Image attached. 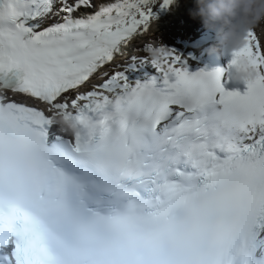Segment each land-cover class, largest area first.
I'll list each match as a JSON object with an SVG mask.
<instances>
[{"label": "snow or ice", "instance_id": "6c2138e0", "mask_svg": "<svg viewBox=\"0 0 264 264\" xmlns=\"http://www.w3.org/2000/svg\"><path fill=\"white\" fill-rule=\"evenodd\" d=\"M155 2L0 0V264H264V41L243 93L175 50L132 80Z\"/></svg>", "mask_w": 264, "mask_h": 264}, {"label": "clouds", "instance_id": "9594fccd", "mask_svg": "<svg viewBox=\"0 0 264 264\" xmlns=\"http://www.w3.org/2000/svg\"><path fill=\"white\" fill-rule=\"evenodd\" d=\"M191 14L199 17L204 26L215 33L214 41L204 51L209 55L227 54L244 48L248 34L264 23V0H196ZM155 19L153 17L154 22ZM173 50L160 41L145 56L149 62L162 63L166 54ZM225 73L232 80L250 81L260 75V70L247 55H241L234 65H228ZM0 92H3L2 88ZM51 119L58 134L73 139L77 136L92 139L108 124V121L93 116L79 123L71 118V114L57 111H52Z\"/></svg>", "mask_w": 264, "mask_h": 264}, {"label": "bare ground", "instance_id": "6f19581e", "mask_svg": "<svg viewBox=\"0 0 264 264\" xmlns=\"http://www.w3.org/2000/svg\"><path fill=\"white\" fill-rule=\"evenodd\" d=\"M195 1L196 0H171V3L165 6L164 0H156L152 5V13L156 19L155 22L152 19L150 30L147 32L148 35L157 32L156 30L161 22L169 20L170 18L176 19L180 15L183 16ZM103 2H113V0H103ZM93 82L95 83L96 81L94 80ZM82 90L86 91L87 88Z\"/></svg>", "mask_w": 264, "mask_h": 264}, {"label": "rangeland", "instance_id": "374dc122", "mask_svg": "<svg viewBox=\"0 0 264 264\" xmlns=\"http://www.w3.org/2000/svg\"><path fill=\"white\" fill-rule=\"evenodd\" d=\"M195 8V7H193ZM187 12H188V9H187ZM190 16H193L190 12ZM182 17L181 16H178V19L172 24V26L166 30L164 32V34L167 33L168 31V36H166V38H170V39H173V36L174 35H182V36H186L189 34V32L192 30L191 27V24H184L183 21H181ZM175 31L177 33H175ZM257 33L258 35L263 39L264 41V23H262L258 28H257ZM153 34H156V32H153ZM151 34V35H153Z\"/></svg>", "mask_w": 264, "mask_h": 264}]
</instances>
